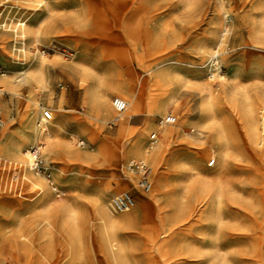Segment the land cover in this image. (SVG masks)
<instances>
[{"label":"rangeland","instance_id":"374dc122","mask_svg":"<svg viewBox=\"0 0 264 264\" xmlns=\"http://www.w3.org/2000/svg\"><path fill=\"white\" fill-rule=\"evenodd\" d=\"M39 1L0 0V18L6 21V27L0 28V70L3 73L0 80L3 78L12 82L16 92L12 95L0 84L2 130L19 131L20 115L24 113H33V116L35 113L34 122L40 126L42 110L38 112L36 107L33 112L31 100L36 101L41 109L51 111L52 123L57 125L62 121L60 110L65 109L70 123L60 131L59 145L68 143L90 158L76 160L66 156L63 148L53 154L51 141L44 140L45 160L63 196L57 198L46 180L45 187L42 182H36L44 189L42 197L35 196L34 190L29 187L24 198L0 191V264H27L29 255L33 257V262L42 264L37 262L40 254L34 253L31 247L22 246L21 241H16V234L23 227L42 225L44 222L43 225L56 223L57 239L52 245L47 241L44 247L50 255L53 252L60 258V264H163V260L172 255L171 246L168 245L161 255L147 253L148 239L138 233L136 225L120 222L116 229L108 227L107 234L99 235L101 222L97 200L107 184L116 190L106 195L108 205L117 194L129 192L135 201L130 213L140 221L143 218V201L148 199L149 194L139 189L136 175H133L135 183L128 180L127 164L145 160L151 171V189L155 187L157 167L147 157L166 143L162 142L164 140L159 132L157 144L149 149L150 135L156 132V128H162V131L174 128L180 121V135L166 148L162 162L161 178L166 186L159 197V205L154 204L153 208H165L168 216L177 208H182L178 220H184L191 209H195L192 227L189 229V224L184 226L174 242L175 247L188 257L186 264H198L193 261H199L205 253L201 246V174L206 169H215V165H211L213 162H208L205 149L213 153L217 143L211 125L204 128L196 126L202 118L203 96L198 85L203 82L209 84L216 97L220 96L224 81L228 91H234L231 97L221 95L215 106L218 124L239 127L243 131L248 123L246 106L257 108L260 118L264 101V0H152L151 5L159 8L161 13L153 20L145 16L143 21L140 20V34L148 52L145 62L160 66L159 70L173 68L177 77L161 82L168 89L170 100L162 102L165 111L153 114L149 121L146 102L152 81L149 76L135 80V95L142 93L139 101L141 112L137 117H131L127 124L131 131L142 129L148 122L153 125L142 142V153L146 151V158L142 155L124 157L122 148L127 139L117 136L121 122L109 127L117 115L112 100H124L119 88L124 84L120 66L123 20L118 16L116 5L102 0ZM21 22L26 24L24 31L28 40L24 56L19 53L21 44L15 40ZM38 31L40 34L36 41ZM222 39L219 47L217 43ZM204 46L218 51L219 73L224 76V81L220 76L213 79L209 76V59L202 58L201 53ZM35 55L45 63L46 87L42 92L35 89L33 82L29 85L25 78L29 59ZM62 66L76 68L80 73L77 80L84 79L95 85L111 109V113L101 120H91V125L85 130L76 128L73 122L76 118L86 120L89 108L82 101L83 92L73 88L69 76L60 69ZM196 70L201 71L198 78L189 74ZM62 96L65 98L60 103ZM5 104H9L12 116L16 118L15 123L9 126L3 111ZM186 109L191 113L185 114ZM166 115L176 117L174 126L159 125ZM188 137L196 139L194 145L183 143V139ZM31 143L34 145L36 142ZM241 157L237 154L236 159ZM44 196L46 200L41 201L39 198ZM110 213L115 219L122 218L120 214ZM67 235L74 239L73 250L69 253L66 252L64 239ZM111 243L119 249L116 259L108 250Z\"/></svg>","mask_w":264,"mask_h":264},{"label":"bare ground","instance_id":"6f19581e","mask_svg":"<svg viewBox=\"0 0 264 264\" xmlns=\"http://www.w3.org/2000/svg\"><path fill=\"white\" fill-rule=\"evenodd\" d=\"M43 1L44 0H40L39 2ZM102 1L106 4L107 2L114 3L117 7L118 16L122 17L123 20L122 58L120 66L122 68L121 73L124 78V84H121L123 87L119 85V88L123 92L124 96H122V99L127 103L128 108L120 119L121 124L117 134L119 138L127 139V144L122 148V154L124 157L142 155V157L146 158V151L142 153V142L147 132L153 129V125L148 122L142 129L131 131L127 124L131 117H137L141 112L139 101H141L140 97L142 93L141 95L139 93L140 96L135 95L137 87L135 85V80L138 79L139 81L140 77L149 76L152 81L146 102V117L147 121H149L153 114L164 112L165 108L162 102L170 100V97L167 96L168 89L164 88L161 82L170 81L177 77L173 68L159 70V68H161L160 66L147 64L145 62V58L147 57L146 53L148 52L144 48V40L140 34V20L143 16L153 20V18L159 16L161 12L159 8L151 5L152 0ZM18 26L20 27V32L17 34L15 40L21 44L19 53H22L21 55L24 56L26 55L25 46L28 42L24 31L26 24L21 22ZM164 27L166 26L164 25ZM224 32L227 33V29H225ZM39 34L40 31L36 34V41L39 38ZM222 43L223 39L218 41L217 45L220 47ZM202 50V58L206 57L209 59V76L212 79L220 76L218 51L206 46H204ZM26 61L27 60H25V62ZM28 64L27 70L25 71L26 82H28V84L29 82H33L35 84V89H41L42 92V89L46 87V80L44 77L45 63L41 57L39 58L35 55L29 59ZM198 68H200V66H198ZM60 69L65 75L69 76L73 88L76 91L80 90L83 92L82 101L84 105L89 108V111L85 114L86 120L82 118L74 119L73 125L76 128L85 130L91 125V120L99 121L111 113L105 96L98 91L95 85L88 83L89 81L84 79L77 80L76 77L80 73L76 68L62 66ZM189 74L198 78L201 71L196 70L189 72ZM220 77L224 81V76ZM225 83L224 81L223 90L218 97L214 96L209 84L203 82L198 85V90L203 96L201 102L202 118L196 126L204 128L211 125L217 136V143L216 150L213 151V153L205 149L208 162L212 161L213 163L211 165H215V169H206L204 173L201 174L200 188L202 193V209L200 222L203 236L201 246L205 253L200 257L199 261H193V263L264 264V101L262 100L260 118H258L257 115V108L253 109L252 106H246L245 112L248 123L243 131H241L239 127H226L222 124H218L215 106L219 98L221 95L231 97L234 93V91H228ZM0 84L4 86L9 93L16 95L12 82L3 80L2 78ZM140 84H142V82ZM64 98L65 96L61 97L60 103L64 101ZM38 105L36 101L31 100L30 106H32L33 112L37 107L38 112L42 110L43 117L44 112L48 110L41 109ZM28 108L29 107H27V109ZM3 111L7 120V126L14 124L16 118L12 116V110L9 104L3 105ZM60 111L62 112L61 123L58 125L52 123V119L49 126H46L47 123H43V120L40 126H37L34 122L35 113L34 116L33 113L21 114V128L17 132H11L8 128L2 130L4 125V121L2 120L3 124L0 129V157L16 162L27 163L30 159V149L38 144H43V156L45 158L44 140H50V150L53 154H55L59 148H63L66 156L76 160L83 161L90 158L87 154L80 153L70 147L68 143L59 145L58 140L61 139L60 131H63L64 126L70 123L66 116V110L61 109ZM184 112L185 114L191 113L189 109L184 110ZM165 117H167V115L161 119ZM181 127L182 122L180 121L175 124L174 128L165 129L163 131L162 128H156V132H153L156 134L160 132L164 140L162 142H165L166 145H163V143L158 151L147 157V159L157 167L158 174L155 187H152V189L150 188L147 193H144L149 194V197L143 201V218L140 221L137 216H133L132 213H130L131 211L120 214V216H122L120 220L112 217L110 213V211L112 212L110 203L109 205L106 203V195L116 191L111 184L105 185L97 200L99 221L101 222L98 227L99 235L107 234L108 227H117L120 222L136 225L138 227V233L145 235L148 239L149 245H147L145 249L147 253L152 254L156 252L161 255L162 252L167 249L168 245L171 246L172 255L168 258L166 257L163 260V264H186L188 262V257L180 252L178 247H175L174 239L176 235L182 231L184 226L189 224V229L192 227V220L195 216V209H191L187 218L178 220V215H180L182 208H177L172 212V215L169 216L165 208L159 206L156 207V209L153 208V205L159 202V197L166 186L161 178V168L162 162L165 160L166 148L179 137V128ZM245 136L248 137V139L244 138ZM32 141L36 143L33 145L31 143ZM195 141L196 139L193 137L183 139V143L187 146L194 145ZM215 154L216 156H214ZM237 154L243 157L238 159L240 157L238 155L239 157L236 159ZM127 178L131 183H135L136 178L133 177V175H128ZM45 180L46 179L42 175H29V181L33 186H37L41 190V193L38 194L39 197L43 196ZM37 181L40 183L42 182L43 187H40L36 183ZM39 199L41 201L46 200V196ZM19 215L21 216V214ZM43 224H45V222ZM43 224L41 225L38 223L19 229L16 234V241H21L22 246L27 248L31 247L34 253H39L40 257L37 262L42 264H60V258L53 255L52 251L50 255L44 247L47 241L52 245L55 238L57 239L56 223ZM111 230L113 229L109 231ZM64 239L66 243V252L69 253L73 250L74 239L69 235L64 237ZM167 239H169V241L165 243ZM57 242L59 241L57 240ZM101 247L103 249V246ZM117 248L116 244L111 243L108 249L109 252L114 255L115 259L116 251H119ZM27 264H36L33 262V257H31V255L27 256Z\"/></svg>","mask_w":264,"mask_h":264},{"label":"built area","instance_id":"2783aa9c","mask_svg":"<svg viewBox=\"0 0 264 264\" xmlns=\"http://www.w3.org/2000/svg\"><path fill=\"white\" fill-rule=\"evenodd\" d=\"M6 21H2L0 18V28L6 27ZM0 70V75H2ZM62 90V84L59 85ZM112 105L116 110V117L110 122L109 127L116 126L120 121L122 115L126 112L128 105L125 101L114 98ZM53 119V115L50 111H46L43 114V123H48ZM2 113L0 111V129L2 128ZM176 123V117L173 115H167L164 119H161L159 125L161 127L167 125H174ZM158 142V135L153 133L150 136L148 147L153 148ZM43 144H38L32 147L29 151L30 159L27 163H21L5 159L0 157V191L17 197L24 198L26 196L27 187L34 190L35 196L41 193V190L37 186L29 181V175L34 174L36 176H43L52 190V193L61 198L63 196L62 190L58 187L53 178V172L50 165L47 164L43 156ZM126 172L130 175H136L138 178V187L144 192H148L151 188L150 183V168L147 163L142 160L131 161L127 164ZM135 201L129 192H122L114 196L110 202L111 210L114 214L127 213L133 209Z\"/></svg>","mask_w":264,"mask_h":264}]
</instances>
